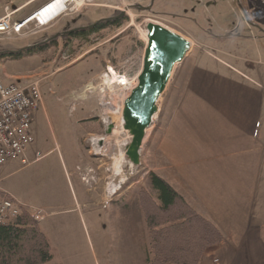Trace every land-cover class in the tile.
I'll return each instance as SVG.
<instances>
[{
  "label": "crops",
  "instance_id": "1",
  "mask_svg": "<svg viewBox=\"0 0 264 264\" xmlns=\"http://www.w3.org/2000/svg\"><path fill=\"white\" fill-rule=\"evenodd\" d=\"M32 1L37 0L29 4ZM186 20L198 25L193 17ZM232 32L223 30L218 35L201 29L198 36L182 34L198 50L172 99L165 123L155 132L154 171L222 232V242L206 251L201 264H213V259L220 264H264V73L251 70L259 61L250 57L260 36L235 35L236 41L247 45L240 55L231 52L235 43L230 38ZM7 77L18 82L17 75ZM70 111L75 112V106ZM97 119L98 114L74 121L76 130H87L86 137L75 139L86 153L76 168L81 170V179L96 180L89 191H95L99 198L96 205L106 206L116 219H111L113 235L123 241L125 231L116 234L115 225L119 229L130 227L132 208L129 194L125 200L116 192L129 183L130 173L121 174L125 159L113 155L116 127L106 134L107 123ZM0 191L20 207L40 215L38 227L50 242L53 260L83 264V259L89 258L78 222L81 209L89 204L81 202L76 192L68 200L49 187L41 193L23 183L10 190L0 187ZM33 197L38 198V205ZM116 197L124 203L120 205ZM146 249L143 222L138 239L134 238V250L140 255L136 264H145ZM118 258L113 252L108 255V264H115Z\"/></svg>",
  "mask_w": 264,
  "mask_h": 264
},
{
  "label": "rangeland",
  "instance_id": "2",
  "mask_svg": "<svg viewBox=\"0 0 264 264\" xmlns=\"http://www.w3.org/2000/svg\"><path fill=\"white\" fill-rule=\"evenodd\" d=\"M30 1L0 0V16L7 14L8 11L12 14L11 20L22 21L41 10L51 0H37L29 4ZM125 1L129 2L128 10L121 6L119 0H105L98 2L99 7L83 6L75 12H68L47 28L36 29L34 22L28 28V32L32 34L29 37L0 38V53L15 52L21 47L44 42L56 33L61 34L78 27L90 26L97 21L119 16L121 13L123 16L120 17L127 20L120 27L103 30L98 34H89L84 39L72 36L63 42L61 38H57L53 47L47 46L49 49L43 52L35 50L32 55H24L20 60H10L6 54V57H0V81L3 84L27 85L38 82L43 99V106L32 113L34 142L23 156L27 164L23 165L19 159H14L0 167V187L10 190L22 183L30 184L31 189L35 187L41 193L44 188L49 187L63 194L68 200L76 192L78 198H82L81 202L88 203V206L81 209L78 219L81 232L87 241V257H89L86 260L83 259V264H108L110 261H108V255L113 252L119 256L117 261L115 259V264H132L133 260L134 264L140 263V255L134 250V238L138 239L144 222L138 204V191L146 188L148 193L153 195L148 183V174L156 173L154 171L157 152L155 132L165 123L172 99L176 98L177 90H180L191 60L196 55L195 50L198 49L191 47L183 62L174 67L167 87L158 101V112L146 132L140 150V165L136 168L132 167L124 156V147L130 139L121 126V111L117 112L115 109V113L104 117L98 107L104 95L101 89L106 87L105 75L108 70L113 69L115 73L111 72L115 75L120 73L129 79H135L138 76L146 45L145 26L148 23L158 24L183 37L182 34L185 32L198 36L201 34V29L218 35H222L223 30L233 29V35L230 38L234 39L235 43H232L233 51L231 52L240 55L246 51L247 45L241 44V40L236 41L235 35L260 36L256 27L264 28V7L254 0ZM191 17L197 20L198 25L186 20ZM185 39L190 41L188 38ZM255 45L257 48L254 47L253 55L250 57L259 62L253 64L251 70L263 74L264 38L258 39ZM82 59L85 60L79 63ZM77 63L79 64L76 65ZM8 74L17 75L18 82L8 78ZM128 75L132 76L128 77ZM262 85L264 87V80ZM115 104L120 105L116 102ZM74 106L76 111L69 112L70 107ZM97 114L100 120H104L103 122L115 125L117 143L113 155L123 156L125 159L126 163L121 167V174L130 173L129 183L116 192V194L121 192L116 196L119 198L124 196L125 200L126 195L129 194L127 198L130 197L129 204L132 208L130 227L123 226L119 229L115 225L116 234L125 231L123 241L122 237L117 240L113 235L111 219H116L112 218L106 206L96 205L99 198L95 195V191H89L96 186V180L87 177L86 182L84 178H80L81 170L76 168V164L86 158V153L84 149L77 147L75 139L86 137L87 130H84L86 127L76 130L74 121L87 115ZM36 150L43 154L41 159L35 160ZM128 190L129 193H127ZM87 192L92 194L91 197L86 195ZM33 198L34 204L38 205V198ZM121 199H118L120 205L124 203V199ZM35 223L38 225V222ZM114 246H116L115 250ZM148 249L147 236L146 254ZM128 256H131V259ZM54 261L63 264L64 260L55 259ZM215 261L218 260L213 259V264Z\"/></svg>",
  "mask_w": 264,
  "mask_h": 264
},
{
  "label": "trees",
  "instance_id": "3",
  "mask_svg": "<svg viewBox=\"0 0 264 264\" xmlns=\"http://www.w3.org/2000/svg\"><path fill=\"white\" fill-rule=\"evenodd\" d=\"M126 21L115 15L90 26L78 27L73 35L84 39L89 34L120 27ZM57 36L56 33L44 42L21 47L15 52L0 53V57L6 54L10 60H20L35 50L43 52L54 46ZM148 183L153 195L146 188L138 191V204L149 240L145 264H200L205 251L222 242V232L156 173L148 174ZM0 200L11 199L0 191ZM261 237L264 244V229ZM0 264H56L47 236L24 208H20L16 217L0 224Z\"/></svg>",
  "mask_w": 264,
  "mask_h": 264
},
{
  "label": "built area",
  "instance_id": "4",
  "mask_svg": "<svg viewBox=\"0 0 264 264\" xmlns=\"http://www.w3.org/2000/svg\"><path fill=\"white\" fill-rule=\"evenodd\" d=\"M61 1L64 9L59 13L56 19L66 13H72L79 10L83 6L99 7L98 2L105 0H51L42 7L48 8L51 4ZM121 6L129 9V2L119 0ZM139 1V0H130ZM246 1V0H243ZM258 1L264 7V0ZM132 7V6H130ZM11 13L0 17V38L18 37V39L26 38L32 34L28 32L29 26L35 22V28H47L56 19L41 23L37 20V13L22 20L14 22L11 20ZM27 30V31H26ZM106 87L101 89L102 100L98 106L102 114L108 115L120 111L124 100L129 95L132 88L136 84V79H129L125 75L117 73L116 82L109 79L108 74ZM108 97V98H107ZM119 103L118 104H115ZM42 104V94L38 82L29 83L27 85H5L0 81V167L4 166L8 161L19 159L21 164L26 165L27 161L23 157L25 152L34 142L32 136V113L35 112ZM119 109V110H117ZM43 154L40 151L34 153L35 160L41 159ZM20 207L11 200H0V224H4L11 218L19 214ZM32 219L39 222L41 217L34 213ZM215 264H220L215 261Z\"/></svg>",
  "mask_w": 264,
  "mask_h": 264
},
{
  "label": "water",
  "instance_id": "5",
  "mask_svg": "<svg viewBox=\"0 0 264 264\" xmlns=\"http://www.w3.org/2000/svg\"><path fill=\"white\" fill-rule=\"evenodd\" d=\"M76 30L78 29L63 32V35ZM145 30L146 45L141 71L136 78L137 84L125 99L121 111V126L130 139L124 147V156L135 168L140 165V150L146 132L158 112V101L167 87L173 69L183 62L191 50L190 41L172 30L153 23H148ZM113 129L114 125L109 123L106 134H110Z\"/></svg>",
  "mask_w": 264,
  "mask_h": 264
},
{
  "label": "bare ground",
  "instance_id": "6",
  "mask_svg": "<svg viewBox=\"0 0 264 264\" xmlns=\"http://www.w3.org/2000/svg\"><path fill=\"white\" fill-rule=\"evenodd\" d=\"M64 9L63 2L57 1L53 4H51L48 8L44 9L43 11L39 10L37 11V20L40 21L41 23H48L50 20H53L56 18L59 13ZM112 80L116 82V75L112 73ZM114 74V75H113Z\"/></svg>",
  "mask_w": 264,
  "mask_h": 264
},
{
  "label": "flooded vegetation",
  "instance_id": "7",
  "mask_svg": "<svg viewBox=\"0 0 264 264\" xmlns=\"http://www.w3.org/2000/svg\"><path fill=\"white\" fill-rule=\"evenodd\" d=\"M77 29H79V28H77ZM257 29L259 31L260 38H264V28L263 27H259ZM75 32H77V30ZM73 34H74V32H72L70 34H65V35H63V33H61V34H57L58 35L57 38L58 39L61 38L63 40V42H65L67 39L72 38V36H74ZM57 38H56V40H57ZM97 121L100 122V119L98 118Z\"/></svg>",
  "mask_w": 264,
  "mask_h": 264
}]
</instances>
